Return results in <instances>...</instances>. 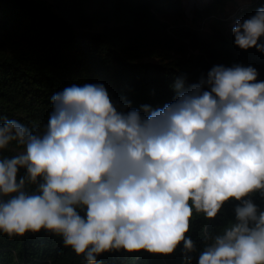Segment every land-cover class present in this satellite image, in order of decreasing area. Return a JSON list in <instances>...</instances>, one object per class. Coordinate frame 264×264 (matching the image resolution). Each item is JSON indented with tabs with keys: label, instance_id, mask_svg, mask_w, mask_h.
<instances>
[{
	"label": "clouds",
	"instance_id": "1",
	"mask_svg": "<svg viewBox=\"0 0 264 264\" xmlns=\"http://www.w3.org/2000/svg\"><path fill=\"white\" fill-rule=\"evenodd\" d=\"M233 43L264 52V4L237 18ZM252 64L181 73L163 106H132L102 81L71 83L50 96L42 125L0 114V233L45 230L103 264L105 251L172 253L182 264H264V79ZM234 216L206 226L194 213ZM195 254V256H194Z\"/></svg>",
	"mask_w": 264,
	"mask_h": 264
},
{
	"label": "trees",
	"instance_id": "2",
	"mask_svg": "<svg viewBox=\"0 0 264 264\" xmlns=\"http://www.w3.org/2000/svg\"><path fill=\"white\" fill-rule=\"evenodd\" d=\"M184 1L0 0V114L30 127L42 125L51 94L85 81L104 82L132 106H163L173 99L171 85L178 75L187 73L193 82L216 63L252 64L264 79V52L240 48L232 33L235 20L253 14L264 0H199L197 11ZM226 10L235 16L223 18ZM21 149L13 141L0 152L11 156ZM251 195L264 207V197ZM234 203L226 202L214 218L193 214L189 234L198 246L205 226L215 231L234 216ZM99 259L103 264H182L179 246L167 254L111 250ZM0 264L84 260L59 235L42 229L12 237L0 233Z\"/></svg>",
	"mask_w": 264,
	"mask_h": 264
},
{
	"label": "rangeland",
	"instance_id": "3",
	"mask_svg": "<svg viewBox=\"0 0 264 264\" xmlns=\"http://www.w3.org/2000/svg\"><path fill=\"white\" fill-rule=\"evenodd\" d=\"M184 2H188L187 4L189 5V8L191 7L192 9H193V11H195L196 10V8H197V5H198V2H199V0H185ZM200 3V2H199ZM246 3V2H245ZM245 3H244V5L242 6V8H246L247 7V5H245ZM203 7H205V6H203ZM197 11V10H196Z\"/></svg>",
	"mask_w": 264,
	"mask_h": 264
},
{
	"label": "built area",
	"instance_id": "4",
	"mask_svg": "<svg viewBox=\"0 0 264 264\" xmlns=\"http://www.w3.org/2000/svg\"><path fill=\"white\" fill-rule=\"evenodd\" d=\"M242 9H243V8H240V10H242ZM221 16H222L223 18H231V17H233V16H235V15L231 14V12H230L229 10H226V12L221 13Z\"/></svg>",
	"mask_w": 264,
	"mask_h": 264
}]
</instances>
